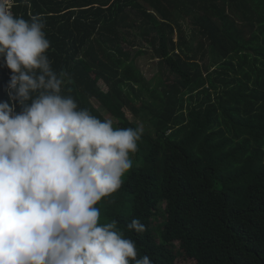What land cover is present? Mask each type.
I'll list each match as a JSON object with an SVG mask.
<instances>
[{"label":"trees","instance_id":"trees-1","mask_svg":"<svg viewBox=\"0 0 264 264\" xmlns=\"http://www.w3.org/2000/svg\"><path fill=\"white\" fill-rule=\"evenodd\" d=\"M13 14L42 16L63 95L114 127L140 126L126 109L144 124L101 223L154 264H264V0H15ZM11 75L0 60V101Z\"/></svg>","mask_w":264,"mask_h":264},{"label":"clouds","instance_id":"clouds-1","mask_svg":"<svg viewBox=\"0 0 264 264\" xmlns=\"http://www.w3.org/2000/svg\"><path fill=\"white\" fill-rule=\"evenodd\" d=\"M14 3L0 0L12 72L0 101V264H154L97 207L132 169L143 126L114 127L63 95L68 74L51 66L42 16H15ZM126 227L146 230L139 218Z\"/></svg>","mask_w":264,"mask_h":264},{"label":"rangeland","instance_id":"rangeland-1","mask_svg":"<svg viewBox=\"0 0 264 264\" xmlns=\"http://www.w3.org/2000/svg\"><path fill=\"white\" fill-rule=\"evenodd\" d=\"M138 62L140 64L141 69L143 70V73H145L149 78H151L156 73V71L158 69V67H156L157 60L156 59H152V56L149 53H147L146 55L141 56L139 58ZM101 85L106 88L105 84L102 81H101ZM93 102L96 104V106L99 109H101V111L104 113V115L108 119H112L113 121H115V119L113 117H111L110 115L106 114V112L102 109V107L100 106V104L98 102H96L95 100H93ZM126 112H127V115H128L130 120L137 122L140 126H143V128H145L144 124L139 119H137L130 111H128L126 109ZM132 160H133V166H136V164H137L136 162L137 161L135 159H132ZM126 174H125V176H126ZM163 218H164V215L160 214L158 217H156V223L158 225H161V220ZM191 263H193L192 260L191 261H189V260H179V264H191Z\"/></svg>","mask_w":264,"mask_h":264},{"label":"built area","instance_id":"built-area-1","mask_svg":"<svg viewBox=\"0 0 264 264\" xmlns=\"http://www.w3.org/2000/svg\"><path fill=\"white\" fill-rule=\"evenodd\" d=\"M12 12H13V8H12Z\"/></svg>","mask_w":264,"mask_h":264}]
</instances>
